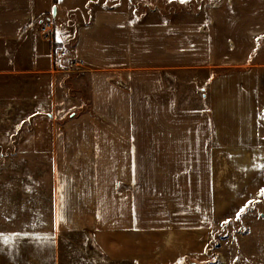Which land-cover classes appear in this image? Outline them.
Returning <instances> with one entry per match:
<instances>
[{
	"label": "crops",
	"instance_id": "1",
	"mask_svg": "<svg viewBox=\"0 0 264 264\" xmlns=\"http://www.w3.org/2000/svg\"><path fill=\"white\" fill-rule=\"evenodd\" d=\"M217 3L177 22L108 0H0V47L16 52L52 119L53 136L30 143L42 153L33 158L47 163L42 173L53 179L58 209L76 211L71 226L86 228L109 261L173 264L190 252L193 174L212 146L237 143L225 138L219 113L240 109L245 90L220 67L264 65V48L249 65L257 41L264 44V0ZM48 18L56 24L51 41L37 32ZM53 43L64 57L54 60ZM71 74L80 92L88 84V111L78 115L71 112L82 107L80 94L65 84ZM117 75L125 87L108 81ZM200 79L199 101L186 82ZM200 109H212L214 121H201ZM171 220L182 234L169 231Z\"/></svg>",
	"mask_w": 264,
	"mask_h": 264
},
{
	"label": "rangeland",
	"instance_id": "2",
	"mask_svg": "<svg viewBox=\"0 0 264 264\" xmlns=\"http://www.w3.org/2000/svg\"><path fill=\"white\" fill-rule=\"evenodd\" d=\"M108 2L133 10L137 16L159 9L161 19L175 14L177 22L219 5L218 0ZM78 5L83 8L82 2ZM263 48L257 41L249 53V65L257 61L255 55L261 56ZM0 49V264H138L109 261L91 246L86 251V240L94 244L86 228L71 226L76 211L56 206L53 179L42 173L47 163L33 158L42 153L30 145L53 136L52 119L48 109L41 107L33 76L20 72L25 67L16 64V52ZM258 60L264 61L263 57ZM220 68L224 78L245 90L240 94V109H221L219 113L225 138L234 134L237 143L212 146L207 163H201L203 168L193 174L192 190L187 193L192 199V245L185 256L190 260L178 264H264V65ZM205 84L201 79L187 81L186 89L200 101ZM87 89L88 84L81 93L82 100L89 103ZM200 110L201 121L215 118L212 109ZM166 204L172 206L171 201ZM203 221L208 222L206 227L200 226ZM170 222L169 231L183 233V226Z\"/></svg>",
	"mask_w": 264,
	"mask_h": 264
},
{
	"label": "built area",
	"instance_id": "3",
	"mask_svg": "<svg viewBox=\"0 0 264 264\" xmlns=\"http://www.w3.org/2000/svg\"><path fill=\"white\" fill-rule=\"evenodd\" d=\"M53 29H54L53 21L50 18H48L47 20L39 24V26L37 27V32L41 34L47 41H51V33ZM64 56H65V52L59 51V57H64ZM72 65L76 73L84 74L85 68L81 61L73 62ZM108 81L119 87H125L126 85L125 82H123L120 79L119 75L114 76V77H109ZM90 246H91L92 251L95 252V247L93 245H89V240H86L84 244L85 250L90 252Z\"/></svg>",
	"mask_w": 264,
	"mask_h": 264
},
{
	"label": "trees",
	"instance_id": "4",
	"mask_svg": "<svg viewBox=\"0 0 264 264\" xmlns=\"http://www.w3.org/2000/svg\"><path fill=\"white\" fill-rule=\"evenodd\" d=\"M57 49H59V48H57V44L55 43L54 46L52 47L54 60H55L56 56L57 57L59 56V51ZM76 77H77V74H71V75H69V78H67V80L65 81V84L67 85L68 91H69V93L71 95H74L76 93H79L80 94V97H81V100H82L83 94L78 90L77 85H75L76 82L72 83V80H75L74 78H76ZM87 105H88L87 100L86 101L82 100V107L79 108V109H77V110H75V111H72L71 113L73 115H78L80 113L87 112L88 111V109H86ZM189 258L187 256H183V257H181L180 259H178L173 264H178L180 261H183L184 259L185 260H190Z\"/></svg>",
	"mask_w": 264,
	"mask_h": 264
},
{
	"label": "water",
	"instance_id": "5",
	"mask_svg": "<svg viewBox=\"0 0 264 264\" xmlns=\"http://www.w3.org/2000/svg\"><path fill=\"white\" fill-rule=\"evenodd\" d=\"M55 15H56V7L54 6L53 10H52V16L51 17L54 19ZM190 264H194V263L190 262Z\"/></svg>",
	"mask_w": 264,
	"mask_h": 264
},
{
	"label": "snow or ice",
	"instance_id": "6",
	"mask_svg": "<svg viewBox=\"0 0 264 264\" xmlns=\"http://www.w3.org/2000/svg\"><path fill=\"white\" fill-rule=\"evenodd\" d=\"M181 2H184V0H181ZM262 194H264V193H262Z\"/></svg>",
	"mask_w": 264,
	"mask_h": 264
}]
</instances>
